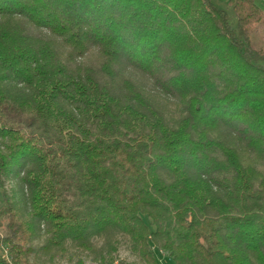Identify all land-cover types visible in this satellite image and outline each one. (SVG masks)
<instances>
[{"label": "trees", "instance_id": "16d2710c", "mask_svg": "<svg viewBox=\"0 0 264 264\" xmlns=\"http://www.w3.org/2000/svg\"><path fill=\"white\" fill-rule=\"evenodd\" d=\"M229 4L0 0V264H264V11Z\"/></svg>", "mask_w": 264, "mask_h": 264}, {"label": "rangeland", "instance_id": "374dc122", "mask_svg": "<svg viewBox=\"0 0 264 264\" xmlns=\"http://www.w3.org/2000/svg\"><path fill=\"white\" fill-rule=\"evenodd\" d=\"M250 1L255 3L264 11V2L262 0H250ZM213 2L218 8L224 10L227 13L231 26L235 28L236 18L229 4V0H213ZM249 41L252 47L264 57V14L262 19L251 29L249 33ZM0 252L2 253L3 257H6V252L4 249L2 251L0 250ZM118 255H119V260H123L126 262L133 260V257H131V255L128 254L125 248H121L119 250ZM155 255L158 264H173V262L169 261L166 258L165 254L159 253V256L157 254ZM88 263L89 262H87L86 264Z\"/></svg>", "mask_w": 264, "mask_h": 264}]
</instances>
